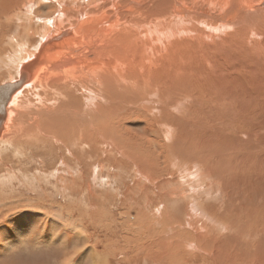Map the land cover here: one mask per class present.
Here are the masks:
<instances>
[{
	"label": "bare ground",
	"instance_id": "1",
	"mask_svg": "<svg viewBox=\"0 0 264 264\" xmlns=\"http://www.w3.org/2000/svg\"><path fill=\"white\" fill-rule=\"evenodd\" d=\"M42 14H48V17L45 16L46 20L40 18ZM27 15L33 16L32 23L23 25L21 18H26ZM41 20L50 29L40 32L37 21ZM63 29L68 30L60 32ZM35 33H41L42 42L28 54L29 59L20 61L28 56L24 52L28 50V41L35 42ZM5 42L13 47V53L0 56V70L11 72L13 78L27 76L30 84L27 83L16 92L6 105L5 120L0 122V151L4 152L12 140L18 137L34 159H37L34 151L41 150L39 161L44 166L54 158L52 146L48 142H58L63 146V149H59L62 161L60 166L66 165L68 174L71 167L68 168L69 153L82 161L95 156L94 162H98L100 168L106 163L104 159L99 160L102 155L100 149L103 151L109 148V163L129 172L130 164L127 161L141 160L139 150L142 146H135L127 124L140 119L143 130L149 131L150 125L158 123L162 128V137L168 138L167 146L160 144L165 148H161V153L151 151L145 155L150 159L164 158L169 164V171L174 172L172 177L186 190H182L177 183V189L172 190L161 186L165 180L163 171L161 175H157L155 169L158 166L150 161L143 160L141 166L136 167L139 172L138 178L135 176L134 180L138 183L133 188L125 185L129 196L128 193L125 194V187V198L121 201L136 202L138 205L145 203L140 207L142 210L145 205H156L153 210V213L157 212L156 220H148L146 223L153 224L152 226L162 224L164 217L160 209L168 205V198L177 201V204L174 203L176 206L170 205L167 210L175 214L172 221L176 223V228L161 233V238L148 243L151 247L153 245V249H146L162 258L163 262L167 255L178 256L186 249H190L188 252H205L212 264L216 261L224 263L229 258L236 260L235 251L242 250L251 254L255 262H261L264 248L261 239L254 245H249V250L248 245L237 238L232 244L229 236L216 239V228L212 220L216 218L220 221L219 216L224 217L226 210L238 203L240 187L243 185L244 188L245 184L241 182L240 186H236L237 193L229 194L231 187H227L226 181L224 178L221 180V177L225 175L222 171H228L229 174L230 169L219 168L223 175L219 179L215 170L217 167H211L213 160L208 162L206 154L217 155L219 164L224 157L230 162H238V168L244 175L253 177L250 179L251 183L255 181L259 184L257 180H263L260 177L264 171V158H261L264 152L260 131L262 128L255 126L252 130L247 129L246 122L243 125L242 121L246 117L258 118L261 115V100H257L262 97L264 89V0H0V54L8 51V47L4 46ZM11 57L14 64L9 59ZM29 70L33 73L28 72ZM52 77L58 79L54 80ZM37 78V82L31 84ZM250 85L258 86L250 88ZM45 89L46 95L41 92ZM2 96L3 90L0 91V99ZM32 130L36 133L31 134ZM88 137L93 138L95 147H100L96 152L92 150ZM177 137L181 143L177 142ZM78 142L87 143L89 149H75ZM146 147L149 149L150 145ZM91 151L95 154L92 155ZM201 152L205 153L204 157L200 155ZM185 159L189 161H182ZM11 160H14L12 156L0 158V163L7 162L5 165L0 164V188L10 181V177L15 176L13 169L21 167L19 162L13 163ZM230 165L232 166L231 163ZM60 166L56 168L58 176L61 174L59 170L63 168ZM39 170L47 172V169ZM214 174L217 176L215 179L221 180L220 182L213 179ZM170 175L172 173L166 177L168 180ZM61 176L59 180L64 182ZM193 176H196L195 181L202 177L209 184H217L218 193L228 195L227 200H222L220 204L229 206L222 211L221 207L224 206L220 204L198 205L189 197L186 201L189 192L196 193L193 190L198 189L193 185V178H190ZM93 177L90 174L87 179L82 175L74 182H84L90 189L86 180H93ZM184 177H187V182L183 180ZM141 185L150 190L157 187L159 202H150L151 194L138 188ZM134 187L138 188L136 193ZM78 191L81 192L80 187ZM65 195L63 194L64 197ZM78 199L73 201L78 202ZM103 202L108 205L109 200ZM12 203L10 199L1 200L0 196L2 208ZM91 204L92 207L98 206L100 214L101 205L95 202ZM183 206L187 217L180 220L182 216L179 217L178 214ZM256 206L253 211L258 209L260 214L264 212L263 201ZM13 208L18 207L14 205ZM23 210L30 212L32 217L43 213L30 207ZM72 211L74 209L60 204L43 214L45 219H64V229L75 231L76 223L79 222L78 218L74 220L71 216L74 213ZM206 212L214 215V218H209ZM160 214L162 217L158 216ZM232 223L233 221L230 224ZM236 223L238 222H235V226ZM219 226L224 227L221 223ZM53 227L56 232L59 226ZM184 227H190V239L181 236L182 233H178L181 231H176L177 228ZM24 228L16 224L14 231L18 238L7 239L4 250L6 253H13L20 243L27 242ZM262 229L264 230L261 228L256 233H261ZM152 230L149 234L156 232ZM191 230L195 232V236ZM84 233L80 226L76 229V235L86 243L90 236L87 237ZM66 244L65 238L60 248L63 260L57 264H73L67 257L69 246ZM76 245L78 249L80 244ZM180 247H183L181 251H174ZM106 252L93 253L91 264H108L109 261L102 260L100 255L107 258Z\"/></svg>",
	"mask_w": 264,
	"mask_h": 264
},
{
	"label": "rangeland",
	"instance_id": "2",
	"mask_svg": "<svg viewBox=\"0 0 264 264\" xmlns=\"http://www.w3.org/2000/svg\"><path fill=\"white\" fill-rule=\"evenodd\" d=\"M61 1H64V0H61ZM16 9L17 8L15 7V11ZM53 13H50V15H52ZM47 15L48 14L46 15L42 14L40 18L41 19L44 18V20H46L45 16ZM32 18H33L32 15H27L26 18H21V21L23 25H27V24L30 25L32 23ZM44 20L37 21L38 23L36 22L37 24L40 25L39 26L40 32L43 29L44 30L50 29V26L46 24ZM65 26H67V24H65ZM66 30L68 29H63L60 32H63ZM23 33H25V31H23ZM40 34L41 33H35V42L30 43L28 41V44H27L28 50L24 52L25 56L28 55L30 52L34 51L35 49H37L39 43L42 42ZM24 43H27V41L24 40ZM4 46L8 47V51L5 50L2 54H0V56H4L6 53L8 54L13 53V47H11L10 44L5 42ZM29 56L30 55L24 57L20 61H23V62L26 61L27 59H29L27 58ZM9 59L11 60V63L13 64L15 63L12 57ZM18 78H19L18 76L13 78V75L11 74V72L6 71L5 69L0 70V85L6 81H11L15 79L17 80ZM52 78L54 80L58 79L57 77H52ZM37 80L38 78L35 79L33 82H31V84L34 85L37 82ZM24 86L22 88H24ZM256 86L250 85V88H255ZM41 92L46 95L47 91L45 89V90H42ZM260 100L261 102L259 104V107H260L261 115L258 118L254 116L246 117L249 119L244 118L242 121V124L244 125V123L246 122L247 129H251V130L255 126L259 127V129L262 128L260 129V131L262 132V136H263L262 138L264 142V89L262 90V97L258 99L257 101H260ZM127 129L131 133V138L134 139L135 146L136 144H141L142 146V147L140 146L142 151L139 150V153L142 159L141 160L131 159L127 161V163L130 164L129 172H126L127 170L125 168L123 169V167L114 166L113 163H112L113 165L109 163L107 159V157L110 154L109 148L103 149L104 152L102 151V148L100 149V155L101 154L102 155L100 156L101 158L99 157V160L104 159V161L108 163L106 164L103 162L104 164L100 166L102 171H100L101 169L98 166L99 163L94 162L95 156L88 157V159L86 158L87 160L82 161L81 159L77 160L75 157L71 156L70 153L69 155L68 153H63L64 155L65 154L68 155L67 156L69 158L68 159L69 166L67 165L68 168L71 166L70 169H68V174L66 172V168H67L66 165L60 166L62 161H60L61 154H59L60 153L59 149H63V146L59 145L58 142H55V144H53V142H48L50 146H52V149H53L52 153H53L54 158L50 161L51 163L47 161V163L44 166L42 162L39 161V156L42 154V152H39V151L41 150L34 151L35 153H37L35 154L37 159H34V157H31L33 155H31L28 148H26L27 146L23 144L22 141L18 137H15L12 140V143L9 144L5 150H3L4 152L0 151V158H3L5 156H9L10 158L12 156L14 160H11L10 162H13V163L19 162L21 166V167H15L13 169V171L15 172V176L10 177V181L5 182L4 183L5 186L0 188L1 200L5 201V200L10 199L11 201H13L12 204H8V206L4 208L0 206V264H57L58 261L63 260V257L60 256L63 254V251L60 250V248L65 238L67 239L66 245L69 246V250H68L69 256L67 255V257L73 264H91L93 253L95 252L102 253V251L106 252L108 249L110 251L108 250L106 252L107 258L104 257L102 254H100L102 256L101 257L102 260L107 259L106 261L107 262L109 261L108 264H212L210 262L211 259H209V255H207L205 252L203 253L199 251L197 252L190 251V252H193V253H190L188 252L190 249L189 250L186 249L187 251H185L183 254L182 253L179 254L178 256H174V255L171 256L170 254L167 255L166 257H164L166 258L165 259L166 261L163 262L162 258L158 257L154 253H150L146 249L147 247H151L149 246L148 243H150L151 241L155 239L158 240L159 238H161V233L166 232L170 228L172 229L176 228V223L172 221V218L175 216V214L167 212V210H169L168 208H170L169 207L170 205L176 206L175 204H177V201H175L176 199L168 198V201H169L168 205L160 209L163 212L164 222L160 225L152 226L153 224L150 225L146 222L148 220L149 221L156 220L157 216L155 215L157 214V212L153 213V210H155L156 205H152V204L145 205L144 210H142L141 209L142 204H145V203H141V205H138L136 202L132 203L131 201H127V202L121 201L122 198H125V194L128 193L126 191L128 187L125 185L127 184L129 187L133 188V186H135L138 183L137 181L135 182L134 180L135 176L136 178H138L137 176L139 172V171H136V167L141 166V162L143 160L147 162L150 161L153 164L158 166L157 170L155 169V171L157 172L156 173L157 175H161V171H163L162 175L164 174V178L166 182L164 180L162 182L164 184L161 183V186L166 187L167 190L168 189L172 190L173 188L177 189L176 183L178 184V182L176 181L178 180L172 177L174 176V172L169 171V164L166 162V160H164V158H151L150 159V158H147L145 155L146 153L148 154L151 151H154L156 154L161 153V148H162L161 145L163 147L167 146L168 138L162 137L161 135L162 128L160 127V125L158 123H154V126L150 125L149 131H144L142 128L141 120L138 119V120L133 121L132 123H128ZM32 133H36V131L32 130L31 134ZM178 138L179 137H177L176 140ZM18 141L20 143H18ZM88 141L91 143L93 151L96 152L97 148H100V147L94 146L95 142L93 141L92 137H88ZM177 142L181 143L180 140H177ZM37 144H40V143L38 142ZM76 145L77 146L75 149H79V147L82 150L89 149V145L87 143L78 142L76 143ZM148 145H150L149 149L148 147H146ZM162 149H165V148H162ZM144 150H148V151H144ZM187 152H188V149H186V155H187ZM91 154L94 155L95 153L91 151ZM204 154H205L204 152L200 153V155H202L203 157L205 156ZM206 155L209 158L208 162H211L213 160L214 164L211 162L210 163L211 167L213 166L212 167L213 169L217 167V169H215L217 171L216 172L217 174L216 173L215 174L218 176V178L220 179V177L225 174L223 177H221V180L224 178L223 180L226 181L227 187H229L230 185L231 188H229V194H232V195L236 194L237 193L236 186H240L241 182L246 185V187L244 185V188H243V185H242V188L240 187L238 203L233 208H228V210H226V214L224 215V217H220L217 214L220 218V221L222 222L218 221L216 218L215 220H212L214 223L213 225L216 228V232H217V233L216 232L214 233V235H216V239H219L220 237H223V236H229L231 238V244H232L234 239L237 238L244 245H248V250L251 245H254L256 241L260 239L262 240V243L264 245V238H263L264 230L262 229L261 233H256L259 229L264 228V212H261L260 214L258 209L256 212L253 211V209L257 207L256 204L258 205L261 201L264 202V171L260 175V177H262L263 180L262 181L257 180V183L259 184H256V182L254 181L253 182L254 185H252L253 183L250 182V179H253V177L250 178L248 174H246L247 176L244 175L245 173L242 172L238 168L239 167L238 162H235V161L230 162L227 157H224V159L222 158L219 164V162L217 161V157H216L217 155H213V154H210V156L209 154H206ZM114 156H117V155H114ZM262 157L264 158V152L262 153L261 158ZM45 158L48 159V157H45ZM92 160L94 163L92 162ZM6 161L5 162L2 161L3 163H0V164L5 165L7 163ZM182 161L187 163L189 160L185 159ZM222 162H223V166H221ZM230 163L232 164V166L230 165ZM262 164L264 165V162H262ZM47 165H49V168H47ZM59 166L63 167L59 170V172L61 173L60 175H62L61 179L64 178L63 180L65 183L62 180H59L60 175L58 176V172L56 171V168H58ZM52 167H54V169L50 170V168ZM221 167L223 168L226 167L230 169L229 171L230 173L227 174L228 171H225L223 169L226 173L222 171L223 175H221L222 173H220L219 171V168L220 170H222ZM10 168H7V169H10ZM39 169H47V172H42L43 170H39ZM62 169H65V170L62 171ZM123 170L124 171L126 170V171L124 172ZM249 170H250V174H252V171L250 168ZM64 172H66L65 175H64ZM169 173L170 174L172 173V175H170L171 177L170 180H168L169 178H166ZM90 174L92 175V177L93 176L95 177V178L93 177L94 178L93 180H86L87 182H89L87 185L91 186L90 189L87 188L84 182H78V184L81 183L79 185L74 182L75 179L77 180L82 175L86 176L88 179ZM215 174L213 175L214 177L213 179L217 177ZM1 177L3 178V175H1ZM72 177H74V179ZM190 178H193L192 180L193 185H196L198 189L193 190L196 193L189 192L187 198L186 197H185L186 199L184 198L186 201L189 197L193 201L195 200V204L198 203V205L203 204V203L205 205L206 203H213V204L216 203L219 205L222 200L223 202L227 200V197H228L227 194H223L222 192L218 193L217 190L219 189L217 188V184L215 185L209 184V182H206V179L202 177H198L196 181H195L196 176H193ZM219 179H215V181L218 180V182H220L221 180ZM68 180L69 181L71 180V181L69 182ZM183 180L186 182L188 181L187 177H184ZM66 182H69L68 184H70L71 186L66 184ZM73 183L76 185H73ZM165 184H167V186ZM77 185L81 188V192L78 191L79 187ZM72 186L75 188H73ZM173 186H175L176 188ZM201 186L203 187L199 189ZM124 188L126 192L125 194H124ZM138 188H142L143 191H146V192L148 191V194L152 195V196L151 195L149 196L150 202L152 203L159 202V192H158L157 187L150 190L149 187L145 188L144 185H141ZM138 188L136 187L134 189L135 193L138 191ZM180 188L182 190H186L182 186ZM60 190H65V192H62ZM259 190H261L262 193ZM4 191L6 192L5 194H4ZM66 191H68V193ZM69 191L70 192L72 191L71 194ZM77 192L79 195H77ZM84 192H85V195H84ZM81 193L83 196L81 195ZM63 194H66L65 197L63 196ZM69 195H71L72 197H69ZM86 195L90 197H87ZM127 195L129 196V193ZM77 197L80 199H78ZM75 198L78 199V202L77 200L73 201V199ZM106 200H109L108 205L105 204V202H103ZM92 202H95L97 204L99 203L101 205V206L99 205L101 208L100 214L98 212L99 208L97 205H95V207L91 206ZM60 204L65 205L66 208L74 209V211H72L74 213H71V216H73L74 220L75 218H78L79 223H76V226H77L76 229L79 228L80 226V229L82 230V232L83 233L85 232L84 235H87V237L88 235L90 236L86 240V243L83 242V240L79 239V236L76 235V229L75 231L74 230L68 231L64 229L63 227L65 225L64 219H63L64 221L62 219L58 221H54L53 219H49L48 217L47 219L44 218V214H43L45 213L44 211H49L55 207L57 208L59 207ZM12 205L13 206L17 205L18 208L14 209ZM220 205L224 206V207H221L222 211L225 210V207L229 206L227 204L225 205L220 204ZM25 207L35 208L36 210L43 211V213L42 212L37 213L38 215H34V217H32L33 215L30 214V212L23 210L25 209ZM17 210H20V211H17ZM201 211L204 212L203 209ZM206 213L209 218H212V219L214 218V215L213 216L210 215L209 212H206ZM96 215H98V217H96ZM178 215L179 217L182 216L181 219L179 218L180 220L186 219L187 214H186V211L184 210V206L183 208H181V211L179 212ZM158 216L162 217L161 214ZM226 218L228 219L229 222L227 221ZM241 218H242V221H241ZM217 221H218V224H217ZM232 221L233 223L230 224ZM223 222H227L228 224L223 223ZM235 222H238L236 223V226H235ZM219 223L223 224L224 227H220ZM16 224H18L19 227L24 226L26 228V229L24 228L23 232L26 233L24 237L26 238L27 242L20 243L18 247L14 250L15 254L13 251V253L8 252L9 253L8 255V253L4 251L5 243L9 237L12 239L18 238L17 237L18 235L14 231ZM146 224L150 225L151 227ZM53 225L59 226L57 227L56 232L54 230ZM189 228L188 227H186V229L185 227L184 229L177 228L176 231L177 232L181 231V232H178L179 234L182 233L181 236L183 235L184 237H187L188 239H190L192 235L189 233L190 231ZM152 229H154V231L156 230V232L149 234V232L153 231ZM236 229L238 230L236 231ZM192 233L195 236V232L192 231ZM178 236L181 237L180 235ZM76 243L78 245L80 244L79 245L80 247L78 249L76 247L77 246ZM151 248L153 249V245ZM182 248L183 247L177 248L174 251H181ZM101 249L102 251H100ZM150 256L151 258H148ZM235 256L237 257L236 260L234 258H229L228 260H225L226 262L224 263H220L216 261L214 264H237V263L238 264H264V248H263L261 262L260 261L255 262L253 260V256L249 253H245V251L243 250L235 251Z\"/></svg>",
	"mask_w": 264,
	"mask_h": 264
},
{
	"label": "water",
	"instance_id": "3",
	"mask_svg": "<svg viewBox=\"0 0 264 264\" xmlns=\"http://www.w3.org/2000/svg\"><path fill=\"white\" fill-rule=\"evenodd\" d=\"M28 72H31L30 70ZM33 73V72H31ZM19 77V76H18ZM29 82V77L20 76L17 80L7 81L0 85V91L3 90L4 96L0 99V122L2 123L6 117V105L10 98L18 92L24 85Z\"/></svg>",
	"mask_w": 264,
	"mask_h": 264
}]
</instances>
